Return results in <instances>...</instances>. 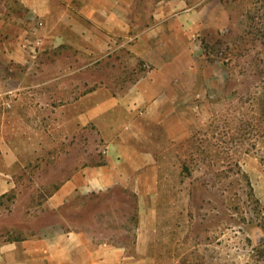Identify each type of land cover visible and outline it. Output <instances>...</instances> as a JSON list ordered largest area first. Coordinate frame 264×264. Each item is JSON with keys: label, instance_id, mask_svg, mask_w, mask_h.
Here are the masks:
<instances>
[{"label": "rangeland", "instance_id": "rangeland-1", "mask_svg": "<svg viewBox=\"0 0 264 264\" xmlns=\"http://www.w3.org/2000/svg\"><path fill=\"white\" fill-rule=\"evenodd\" d=\"M7 3L0 0L6 25L11 14L24 12ZM205 3L206 17L194 30L175 16L150 29L148 14L156 9L138 8L129 15L130 37L115 38L102 19L93 41L92 26L81 21L79 48L53 39L47 49L45 38L0 32V148L16 147L23 162L11 195L0 198L1 238L36 236L63 217L127 246L135 264H264V0ZM135 32L145 33L136 39ZM16 45L20 61L10 57ZM160 50L174 56V138L141 120L140 131L152 136L138 143L142 166L129 184L107 191L82 184L77 192L89 195L52 208L46 196L72 188V176L103 177L121 159L106 121L73 135L72 123L57 125L55 109L94 91L97 100L106 89L124 92L160 63ZM15 95L32 98L22 106L37 114L22 111L16 121ZM8 119L16 131L3 130ZM148 159L154 171L144 166ZM152 171L156 183L146 181Z\"/></svg>", "mask_w": 264, "mask_h": 264}, {"label": "crops", "instance_id": "crops-1", "mask_svg": "<svg viewBox=\"0 0 264 264\" xmlns=\"http://www.w3.org/2000/svg\"><path fill=\"white\" fill-rule=\"evenodd\" d=\"M207 0H8V7L24 9L23 15L11 14L0 23V32L13 31L15 39L45 38L47 49H51V40H62L68 42L79 41L83 37L81 21L87 23L89 28V40L95 41L98 20H105L108 31L115 38L125 39L130 37L129 15L133 14L131 9H156L148 16L152 20L149 25L154 29L172 16L176 21L184 25V29L194 30L199 27L202 18L206 17L208 4ZM204 2L202 6L201 3ZM180 8L178 14L173 13ZM140 14V13H136ZM167 16V17H165ZM34 21H30V18ZM171 18V19H170ZM175 21V23H176ZM145 32H135L132 35L141 39ZM95 45V44H94ZM10 54L16 61L22 58L21 48L16 45ZM93 51L94 48L90 49ZM161 51V61L154 70L140 77L135 82H130L124 92H110L106 89L104 100H97V91L88 93L84 98L74 99L72 104L60 106L55 109L57 125L64 128V125L72 123V133H77L82 126L92 124L101 125L106 121L107 134L111 136L114 144V155L120 156V161L110 170L105 169L103 177H94L91 171L87 176L80 177V174L72 176V188L64 187L62 190L46 196L52 200V208L60 206V201L67 200L79 194L89 195V190L114 189L129 184L131 176L142 166L140 161V150L138 143L144 138H151V130L143 134L139 122L159 124L166 131L169 138L174 121L177 119V81L170 78L173 68L171 62L174 56ZM137 58L147 59V55L138 54ZM184 87V86H183ZM15 91V90H12ZM186 96V95H184ZM30 97L16 96L12 99L13 118L21 121L22 111L30 114H37L27 105ZM34 111V112H33ZM29 113V112H28ZM125 121V124L119 121ZM15 123V122H14ZM8 119L3 127L8 131H16V123ZM122 129V131H121ZM64 130V129H63ZM15 131H13L15 133ZM1 132V131H0ZM10 133V132H9ZM11 134V133H10ZM18 149L10 146L8 151L0 148V198L12 193V185L15 184L17 171L23 165L18 156ZM130 153V154H129ZM148 168L153 171L158 166L155 161L148 159L145 162ZM151 172L147 182L156 183L157 175ZM150 180V181H149ZM87 184L89 190L77 192L78 187ZM73 189V191H72ZM80 189V187H79ZM90 192V191H89ZM93 194V193H92ZM55 199L58 202H55ZM54 200V201H53ZM48 204V205H49ZM0 264H135L134 258L129 254L127 246L109 238L102 239L92 229L70 226L63 217L56 223H50L43 227L40 234L24 235L15 238H1L0 236Z\"/></svg>", "mask_w": 264, "mask_h": 264}, {"label": "built area", "instance_id": "built-area-1", "mask_svg": "<svg viewBox=\"0 0 264 264\" xmlns=\"http://www.w3.org/2000/svg\"><path fill=\"white\" fill-rule=\"evenodd\" d=\"M7 106H8V108H10V107H11V106L9 105V103H8V105H7Z\"/></svg>", "mask_w": 264, "mask_h": 264}]
</instances>
